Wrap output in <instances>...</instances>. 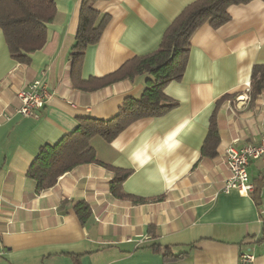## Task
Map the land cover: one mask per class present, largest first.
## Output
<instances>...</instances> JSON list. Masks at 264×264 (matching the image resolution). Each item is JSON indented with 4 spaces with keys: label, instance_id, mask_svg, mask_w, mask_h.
Segmentation results:
<instances>
[{
    "label": "crops",
    "instance_id": "1",
    "mask_svg": "<svg viewBox=\"0 0 264 264\" xmlns=\"http://www.w3.org/2000/svg\"><path fill=\"white\" fill-rule=\"evenodd\" d=\"M194 1H96L94 8L110 20L87 49L83 79L155 51ZM81 3L56 0L46 44L28 64L12 57L0 27V264H165L154 243L186 252L167 264H264V162L248 166L251 192L224 190L227 147L257 144L264 136V92L254 99L250 92L253 67L264 65V0L231 5L230 21L196 30L184 77L165 88L176 108L134 122L111 142L92 139L99 160L132 171L123 188L149 199L138 204L115 197L114 173L97 163L77 166L41 193L27 175L42 146L72 133L81 118L115 117L124 100L141 96L146 86L147 74L94 91L74 87ZM38 79L52 97L35 116H23L18 93ZM226 94L231 97L217 114L218 153L204 157L210 118ZM239 96H248L241 107ZM79 201L92 210L85 224L74 210ZM243 253L255 262H242Z\"/></svg>",
    "mask_w": 264,
    "mask_h": 264
},
{
    "label": "trees",
    "instance_id": "2",
    "mask_svg": "<svg viewBox=\"0 0 264 264\" xmlns=\"http://www.w3.org/2000/svg\"><path fill=\"white\" fill-rule=\"evenodd\" d=\"M98 0H82L80 23L76 43L72 52V83L75 88L94 91L115 82L147 74L146 86L141 96L127 97L119 113L110 119L81 118L76 129L55 144H46L28 169V177L36 182V192L46 191L58 183L59 178L79 165L97 163L114 173L111 181L112 194L133 203H144L149 199L128 194L123 183L131 170L117 168L99 160L92 139L99 136L108 142L134 122L147 117H160L176 108L179 103L165 93L166 86L184 77L191 51L192 35L205 23L218 28L231 19V5L246 4L252 0H196L187 5L166 29L160 46L153 52L136 56L125 62L118 70L102 77H82L85 54L90 45L97 44L110 20L94 8ZM56 0H0V27L4 32L12 57L22 63H30L31 55L44 47L48 36V24L56 17ZM254 99L264 92V65L257 64L252 70L250 87ZM226 94L216 103L210 118L207 136L201 155L215 157L220 142L217 114ZM64 201L63 205L65 204ZM74 210L85 224L92 210L88 202L79 201ZM162 255L164 263L182 258L186 252L175 254L170 246L154 243L150 246Z\"/></svg>",
    "mask_w": 264,
    "mask_h": 264
},
{
    "label": "built area",
    "instance_id": "3",
    "mask_svg": "<svg viewBox=\"0 0 264 264\" xmlns=\"http://www.w3.org/2000/svg\"><path fill=\"white\" fill-rule=\"evenodd\" d=\"M18 97L22 103L18 112L23 116H35L36 111L50 101L52 94L48 90L47 84L38 79L22 88ZM241 97L244 99H240ZM247 99L248 96H239L236 104L241 107ZM225 160L230 170V176L224 184V190L236 189L242 193L251 192L254 185L250 179L248 166L255 160L264 162V136L257 144H246L240 148L230 144L225 151ZM241 259L244 263H253L256 257L251 253H243Z\"/></svg>",
    "mask_w": 264,
    "mask_h": 264
}]
</instances>
